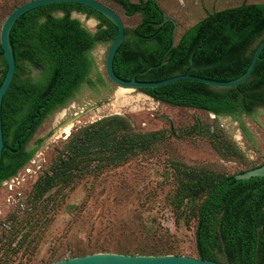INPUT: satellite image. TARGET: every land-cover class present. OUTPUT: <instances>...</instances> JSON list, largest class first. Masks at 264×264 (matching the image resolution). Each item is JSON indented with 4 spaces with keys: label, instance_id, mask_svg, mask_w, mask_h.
Listing matches in <instances>:
<instances>
[{
    "label": "rangeland",
    "instance_id": "1",
    "mask_svg": "<svg viewBox=\"0 0 264 264\" xmlns=\"http://www.w3.org/2000/svg\"><path fill=\"white\" fill-rule=\"evenodd\" d=\"M27 1L0 0V30L6 17ZM155 1L177 25L174 42L207 13L243 2H264ZM105 4L121 17L126 29L140 22L138 14L126 16L118 5ZM71 17L96 30V20L76 12ZM109 45L100 44L92 52L93 84L82 85L40 123L25 147L35 149L33 157L0 184V264H49L52 258L67 259L100 246H107L109 253L153 249L197 257V212L209 186L264 162V106L240 116L251 134L249 140L239 122L228 116L171 106L112 84L105 75ZM101 119L111 120L94 143L80 145L84 147L78 157L81 168L65 184L58 207L46 211L36 235L21 236L17 232L21 224L34 217L38 182L53 172L60 159L75 156L65 146L71 135ZM67 125H72L69 134H62ZM129 144L132 149L125 151Z\"/></svg>",
    "mask_w": 264,
    "mask_h": 264
},
{
    "label": "trees",
    "instance_id": "2",
    "mask_svg": "<svg viewBox=\"0 0 264 264\" xmlns=\"http://www.w3.org/2000/svg\"><path fill=\"white\" fill-rule=\"evenodd\" d=\"M101 1L118 5L126 16H140L136 26L125 28L124 40L113 59V72L123 80L134 77L140 82H156L189 73L214 81H232L245 72L264 39V2H243L207 13L188 27L172 46L174 24L162 23L165 14L155 0ZM73 12L96 20V30H89L79 19L71 17ZM116 33V27L102 15L72 3L33 9L14 23L9 40L15 74L1 104L5 147L0 160V184L33 157L35 149L25 150V147L40 123L72 99L82 85L93 84L90 75L96 61L92 52L100 44H110ZM0 66H3L1 83L6 73L1 47ZM23 73L26 77L21 79ZM138 91L171 106L228 116L238 121L242 133L252 140L240 116L251 115L257 106H264V49L250 77L237 87L218 89L184 80ZM109 120L101 119L71 135L65 146L75 151V156L60 159L53 172L38 182L34 217L24 226L21 224L17 231L21 236L38 233L46 211L58 207L65 184L81 168L78 157L84 147L80 145L94 143ZM132 147L129 144L124 150ZM48 206L51 207L48 209ZM4 228L9 230L10 226ZM194 240L197 258L227 264H264V177L236 180L232 174L212 183L198 208ZM109 252L107 246H100L70 258ZM116 253L173 254L153 249L117 250ZM53 259L47 263L57 261Z\"/></svg>",
    "mask_w": 264,
    "mask_h": 264
},
{
    "label": "water",
    "instance_id": "3",
    "mask_svg": "<svg viewBox=\"0 0 264 264\" xmlns=\"http://www.w3.org/2000/svg\"><path fill=\"white\" fill-rule=\"evenodd\" d=\"M58 3H72L79 4L88 7L95 12L102 15L108 21H110L117 30V33L109 45L105 58V75L107 79L117 87L130 90H142V89H154L156 87L165 86L178 81L191 80L203 83L207 86L227 89L234 88L244 83L251 75L256 62L260 58V54L264 49V39L255 49L253 56L250 60L248 67L245 72L237 79L232 81L220 82L202 78L199 76H194L189 73L172 76L167 79L156 81V82H140L134 77L130 80H123L118 78L113 72V59L116 51L122 44L124 40L125 27L121 17L99 0H30L27 1L17 8H15L4 20L1 30H0V47L6 62V73L2 82L0 83V160L2 156V151L5 147L2 133V123H1V104L3 97L7 90L9 89L15 74V58L12 51V47L9 40V34L14 23L25 13L40 8L47 5L58 4ZM171 21L174 24V29L172 31V46L174 45V34L177 25L174 20L167 18L164 15L162 23ZM150 68H148L149 70ZM145 73V72H144ZM28 131V129L26 130ZM24 135L21 136L23 138ZM255 177H264V164L260 165L251 170L235 174L234 178L236 180H246ZM49 264H227L219 261L213 260H203L197 257H189L183 255H131V254H119V253H94L84 256L67 258L63 260L54 261Z\"/></svg>",
    "mask_w": 264,
    "mask_h": 264
},
{
    "label": "bare ground",
    "instance_id": "4",
    "mask_svg": "<svg viewBox=\"0 0 264 264\" xmlns=\"http://www.w3.org/2000/svg\"><path fill=\"white\" fill-rule=\"evenodd\" d=\"M71 126H72V125H67V126L64 128V130L61 131L62 134L68 135L69 132H70Z\"/></svg>",
    "mask_w": 264,
    "mask_h": 264
},
{
    "label": "crops",
    "instance_id": "5",
    "mask_svg": "<svg viewBox=\"0 0 264 264\" xmlns=\"http://www.w3.org/2000/svg\"><path fill=\"white\" fill-rule=\"evenodd\" d=\"M99 1H101V0H99ZM101 2H103L104 4H105V2H107V1H101ZM106 5V4H105ZM109 7V6H108ZM110 8V7H109ZM121 8V7H120ZM114 11V10H113Z\"/></svg>",
    "mask_w": 264,
    "mask_h": 264
},
{
    "label": "built area",
    "instance_id": "6",
    "mask_svg": "<svg viewBox=\"0 0 264 264\" xmlns=\"http://www.w3.org/2000/svg\"><path fill=\"white\" fill-rule=\"evenodd\" d=\"M4 226H5L6 228H9V226H8V225H6V224H4Z\"/></svg>",
    "mask_w": 264,
    "mask_h": 264
},
{
    "label": "flooded vegetation",
    "instance_id": "7",
    "mask_svg": "<svg viewBox=\"0 0 264 264\" xmlns=\"http://www.w3.org/2000/svg\"><path fill=\"white\" fill-rule=\"evenodd\" d=\"M134 16V15H133ZM168 18V17H167Z\"/></svg>",
    "mask_w": 264,
    "mask_h": 264
}]
</instances>
